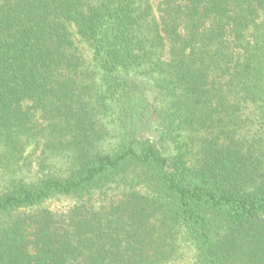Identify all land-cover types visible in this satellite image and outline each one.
Wrapping results in <instances>:
<instances>
[{"label":"trees","instance_id":"trees-1","mask_svg":"<svg viewBox=\"0 0 264 264\" xmlns=\"http://www.w3.org/2000/svg\"><path fill=\"white\" fill-rule=\"evenodd\" d=\"M155 2L0 0V264H264V0Z\"/></svg>","mask_w":264,"mask_h":264},{"label":"rangeland","instance_id":"rangeland-1","mask_svg":"<svg viewBox=\"0 0 264 264\" xmlns=\"http://www.w3.org/2000/svg\"><path fill=\"white\" fill-rule=\"evenodd\" d=\"M157 3H158V0H156V2H155V4L157 5ZM83 48H84V46H83ZM252 113L253 112H249V114L248 115H250V116H252ZM41 114L39 113V114H37V118H40L41 116H40ZM146 134H148V133H146ZM31 150V149H30Z\"/></svg>","mask_w":264,"mask_h":264}]
</instances>
